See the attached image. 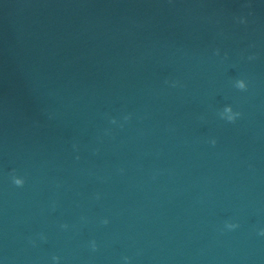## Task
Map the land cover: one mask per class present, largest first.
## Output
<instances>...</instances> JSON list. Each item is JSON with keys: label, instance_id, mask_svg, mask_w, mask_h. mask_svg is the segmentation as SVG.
<instances>
[{"label": "water", "instance_id": "obj_1", "mask_svg": "<svg viewBox=\"0 0 264 264\" xmlns=\"http://www.w3.org/2000/svg\"><path fill=\"white\" fill-rule=\"evenodd\" d=\"M261 233L264 0H0V264H264Z\"/></svg>", "mask_w": 264, "mask_h": 264}, {"label": "clouds", "instance_id": "obj_2", "mask_svg": "<svg viewBox=\"0 0 264 264\" xmlns=\"http://www.w3.org/2000/svg\"><path fill=\"white\" fill-rule=\"evenodd\" d=\"M239 87L243 90V89H245L246 88V84H245V82L243 81V80H240V82H239ZM236 115H239L238 113L236 114ZM13 182L17 185V186H22L23 185V183H24V181H23V179H20V178H18V177H13ZM228 227H230V228H234V227H236V225H228ZM262 235H264V233H261Z\"/></svg>", "mask_w": 264, "mask_h": 264}]
</instances>
